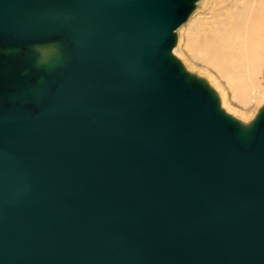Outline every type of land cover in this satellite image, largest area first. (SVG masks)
I'll use <instances>...</instances> for the list:
<instances>
[{"label":"water","instance_id":"obj_1","mask_svg":"<svg viewBox=\"0 0 264 264\" xmlns=\"http://www.w3.org/2000/svg\"><path fill=\"white\" fill-rule=\"evenodd\" d=\"M198 0H0V264H264V102L172 53Z\"/></svg>","mask_w":264,"mask_h":264},{"label":"bare ground","instance_id":"obj_2","mask_svg":"<svg viewBox=\"0 0 264 264\" xmlns=\"http://www.w3.org/2000/svg\"><path fill=\"white\" fill-rule=\"evenodd\" d=\"M202 19L190 25V51L233 83L235 80L218 62L240 73L244 83L234 85L239 96H243L264 66V0H225L214 13Z\"/></svg>","mask_w":264,"mask_h":264},{"label":"rangeland","instance_id":"obj_3","mask_svg":"<svg viewBox=\"0 0 264 264\" xmlns=\"http://www.w3.org/2000/svg\"><path fill=\"white\" fill-rule=\"evenodd\" d=\"M224 1L225 0H198L188 20L176 30V46L172 50V53L189 72L208 82L220 99L221 107L224 108L227 113L239 120L248 121L255 114L259 105L264 102V66L259 75L257 74L254 78L255 80L257 79V81L254 80V85L255 83L257 85H253L250 90L245 91L243 96H239L238 91L235 89L236 85L234 84L242 85L244 83H241L242 75L240 73L235 72V70L227 64L221 61L218 62L228 76L235 80V83H233L226 76L220 74L217 68L199 60L189 49L190 25H193L195 20H203L202 18L205 19L206 16L214 13V11L223 5ZM208 13L210 14L207 15ZM250 93L255 94L252 96Z\"/></svg>","mask_w":264,"mask_h":264}]
</instances>
